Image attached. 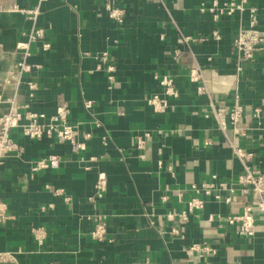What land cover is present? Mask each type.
I'll list each match as a JSON object with an SVG mask.
<instances>
[{
    "label": "crops",
    "instance_id": "0c3cea01",
    "mask_svg": "<svg viewBox=\"0 0 264 264\" xmlns=\"http://www.w3.org/2000/svg\"><path fill=\"white\" fill-rule=\"evenodd\" d=\"M107 4L123 9L122 23ZM252 18L264 30V0H0V115L16 107L48 123L64 103L84 145L10 130L17 149L0 160V252L11 258L0 264H264V225L256 219L245 238L226 221L254 199L237 183L229 143L264 170V51L243 60L234 45ZM162 75L176 96L164 95ZM235 102L242 117L220 116L222 130L214 110ZM49 155L57 167L31 170ZM193 198L203 208L181 221Z\"/></svg>",
    "mask_w": 264,
    "mask_h": 264
},
{
    "label": "built area",
    "instance_id": "2783aa9c",
    "mask_svg": "<svg viewBox=\"0 0 264 264\" xmlns=\"http://www.w3.org/2000/svg\"><path fill=\"white\" fill-rule=\"evenodd\" d=\"M245 0H242L244 2ZM235 8H239L236 5ZM16 9V7H14ZM232 7L229 8L227 13H231ZM17 10V9H16ZM108 17L115 20L118 23H122L124 12L122 8L116 7L112 4L106 5ZM23 11V10H21ZM30 15L36 14V11H26ZM42 31L36 30L29 36V40L36 37H40ZM235 49L239 57L243 60H251L258 52L264 51V30H260L256 27V20L251 19L248 27L240 28L234 38ZM44 48L48 47V44L42 45ZM18 49L21 50V58L25 59L28 55V42L19 43ZM23 70L28 67L21 63ZM158 80V84L163 91L164 95L176 96L177 92L172 87V80L168 75L154 76ZM189 78L191 82L201 81V85L197 87V92H207L206 82L201 74V69L194 65L189 68ZM165 100L161 99L159 95L154 94L150 100V103L155 108L162 107L165 104ZM214 115L220 123V116H226L232 124L238 122L242 117V108L238 102L228 110L222 109L214 110ZM43 114H36L32 112H20L16 107H12L6 112L0 115V160L1 158L17 149L16 143L10 136V130L13 128H21L22 133L31 139L40 140L43 137L55 138L57 141L69 142L73 149H83V143L77 140V132L73 126L68 122V107L62 103L56 106L54 114L49 118L48 123H40L39 120L43 119ZM222 130L225 129L224 125L220 123ZM229 147L232 153L236 156L241 167V173L237 177V183L242 186V191L245 194L253 195L254 199L251 203L243 206L242 211L238 214L229 215L226 219L228 224L237 225V233L245 238H251L254 234L255 220L258 219L264 225V170L254 168L248 162L247 154L242 151L241 148L235 146L233 143H229ZM59 159L57 156L49 155L45 158L37 161L32 167V171H38L42 168H54L57 167ZM106 178L103 172L97 174L95 183V190L97 191V197H101L105 190ZM220 188L225 189V184L220 183ZM213 185L203 184L202 191L205 194L210 193V189ZM215 198H219L216 194ZM203 208V201L198 198H193L187 203L186 212L180 213L178 216L181 221L186 220L188 213H193ZM259 215L255 218L256 214ZM104 232L102 225L96 226L91 232L96 238H101ZM11 258L9 252H0V263L6 262Z\"/></svg>",
    "mask_w": 264,
    "mask_h": 264
}]
</instances>
